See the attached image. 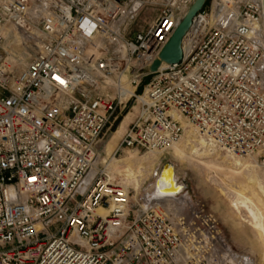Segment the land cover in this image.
<instances>
[{
  "label": "built area",
  "instance_id": "obj_1",
  "mask_svg": "<svg viewBox=\"0 0 264 264\" xmlns=\"http://www.w3.org/2000/svg\"><path fill=\"white\" fill-rule=\"evenodd\" d=\"M206 1L183 60L151 73L195 0H0V264H244L203 207L133 203L102 160L129 102L141 116L114 156L170 149L183 121L215 149L264 153V0Z\"/></svg>",
  "mask_w": 264,
  "mask_h": 264
},
{
  "label": "rangeland",
  "instance_id": "obj_2",
  "mask_svg": "<svg viewBox=\"0 0 264 264\" xmlns=\"http://www.w3.org/2000/svg\"><path fill=\"white\" fill-rule=\"evenodd\" d=\"M210 2L206 4L209 5ZM145 15L144 11L139 21L133 24L135 28L137 25L145 26L146 21L154 18V15H151L146 19ZM152 78L153 75H150L143 81L137 95H144L146 85ZM126 85L124 84V86ZM141 110V105L129 102L127 108L119 114L118 120L101 142L103 156L107 153V148L110 147L111 153L113 152L112 156L115 158L112 162L109 160L110 165L107 166V172L115 178L117 183L127 185L131 192V202L136 203V199L145 197L149 189H152L151 185L154 181L152 171L154 169L156 171L159 167L162 169L166 165L172 166L179 184L184 186L183 191L178 193L179 196L184 195L190 204L203 207L205 213L211 215L233 249L244 256L246 261L244 264L252 262L264 264V229L262 228V230L260 226L256 225L253 218L256 212L252 205L261 207V212L264 213V198L260 189L261 186L264 187V161L263 157L260 159L259 156L264 153L243 158L249 159L248 162L243 161L244 167L237 165L234 160L236 158L230 156L226 151L212 148L202 156L201 162L200 159L196 160L195 158L175 157L172 153L173 149L155 153L126 149L114 156L125 130L141 116ZM128 114H130V121L125 124L123 132L115 136L120 123ZM198 139H200L198 135L187 130L179 146L190 155L192 147H201L198 144ZM203 150L205 151V149ZM131 155L133 158L130 160L128 157ZM254 159H257V163L254 162ZM205 161L207 162L205 163ZM129 168L134 172L141 171L137 176L140 180L138 188L135 187V182L129 174Z\"/></svg>",
  "mask_w": 264,
  "mask_h": 264
},
{
  "label": "bare ground",
  "instance_id": "obj_3",
  "mask_svg": "<svg viewBox=\"0 0 264 264\" xmlns=\"http://www.w3.org/2000/svg\"><path fill=\"white\" fill-rule=\"evenodd\" d=\"M164 67H165V64H163L162 68H164ZM133 91H134V88L133 87L131 88L128 84L126 86H124V85L122 86V93H126V94L129 95V94H132ZM136 97H138L139 102H141V103L144 102V99H145L144 95L143 96L136 95ZM128 121H130V114L126 115L125 118H124V120L122 122L120 121L121 123L119 125V128L115 132V136L116 135H119V134H121L123 132L122 130H123L125 124ZM183 126H184V129H186L185 133L187 132V130H190V131L194 132V134L196 136L198 135L197 132H196V130L191 125L189 126L185 121H183ZM198 137H200V136L198 135ZM179 143L180 142L176 143V145L173 146V147H171L170 150L173 149L172 153L174 154V156L175 157H178V158H181V159H186V158L191 159V158H195L196 160L200 159L199 161L201 162L202 159H203L202 156L206 153V151H208V150L210 151V148L216 150L214 148V146L211 143L208 142V140H206V139H204L202 137H200V139H198V144L201 147L200 148H198L196 146L192 147V150H191L190 155H188L185 152V149L183 150V148H180ZM202 149H205V151L203 150L204 151L203 152ZM110 150H111L110 147L107 148V153H105V156H103V158H102L103 162L105 164L107 163V166L110 165L109 160H111V162H112L115 159L112 156L113 152L111 153ZM229 155L232 156V157L234 156L236 158V159H234V158L233 159L236 161V164L239 165L240 167H244L245 166V163H243V161H246V162L249 161V159L246 160V159H243V158L238 157V156H235V155H231V154H229ZM131 158H133L132 155H131V157H128V159H130V160H131ZM204 158H206V157H204ZM206 162L207 161H205V163ZM254 162L257 163V159H254ZM166 168H168V167H166ZM128 171H129L130 176L133 178V181L135 182L134 183L136 185L135 187L138 188L139 187V184H140V180L137 178V176H138V174L141 171H135L134 172L131 168H129ZM154 171H155V169L152 171V175L154 174ZM140 176H141V174H140ZM125 187H127V185H125ZM151 187H152V189H149V191L147 193V196L150 197L152 195L155 198H164V197H168V196H177L178 195V192L180 194L183 191V189H184V186H182L181 184H179L178 179L176 178V172L174 171V168L172 166L169 167V169L164 170L163 173H162V175H160L158 178H156L153 181ZM260 189L262 191L261 193L263 194V198H264V187L261 186ZM179 200H181V201H189L184 195L182 197H179ZM246 200L248 201L249 199H246ZM252 205H253V208H254V210L256 212L253 215V218L256 221V225L260 226L261 229L262 228L264 229V223H263L264 222V213L261 212V209H260L261 207L259 208L255 204H252ZM98 213L104 216L105 214H107V211H105L104 209H99L98 210Z\"/></svg>",
  "mask_w": 264,
  "mask_h": 264
},
{
  "label": "water",
  "instance_id": "obj_4",
  "mask_svg": "<svg viewBox=\"0 0 264 264\" xmlns=\"http://www.w3.org/2000/svg\"><path fill=\"white\" fill-rule=\"evenodd\" d=\"M206 2V0H195V3L187 11V14L185 15L186 17L175 29L173 36L170 38L166 46L161 51L159 55V60H156L150 67L151 73H156L163 63L174 65L175 63H179L183 60L182 41L186 36L187 32L189 31L188 29L190 28L195 15L201 11V9L205 6ZM169 167L171 166H164L162 173L164 170L169 169Z\"/></svg>",
  "mask_w": 264,
  "mask_h": 264
},
{
  "label": "snow or ice",
  "instance_id": "obj_5",
  "mask_svg": "<svg viewBox=\"0 0 264 264\" xmlns=\"http://www.w3.org/2000/svg\"><path fill=\"white\" fill-rule=\"evenodd\" d=\"M57 79L59 80V77H57ZM60 82H61V83H64V81H62V80H61Z\"/></svg>",
  "mask_w": 264,
  "mask_h": 264
}]
</instances>
